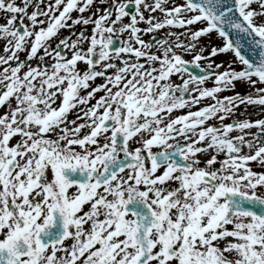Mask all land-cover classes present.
I'll list each match as a JSON object with an SVG mask.
<instances>
[{"label": "snow or ice", "instance_id": "obj_1", "mask_svg": "<svg viewBox=\"0 0 264 264\" xmlns=\"http://www.w3.org/2000/svg\"><path fill=\"white\" fill-rule=\"evenodd\" d=\"M0 41V264H264V0H0Z\"/></svg>", "mask_w": 264, "mask_h": 264}, {"label": "rangeland", "instance_id": "obj_2", "mask_svg": "<svg viewBox=\"0 0 264 264\" xmlns=\"http://www.w3.org/2000/svg\"><path fill=\"white\" fill-rule=\"evenodd\" d=\"M17 2L19 3L20 0H17ZM31 10H32V9L30 8L29 11H31ZM76 15H77V13L74 12V13H73V16L75 17ZM85 15H87V13H85ZM145 15H148V13L146 12ZM141 26H143V25H141ZM81 27H83V25H79V24H78V25L75 26V29H76L77 31H79ZM91 27H92L91 25H88V26H87V28H88L89 31L91 30ZM70 31H71L70 29L65 28V29H63V30L61 31V35L68 34ZM177 31H182V30H181V29H177ZM160 34H161V33H157L156 35L159 36ZM144 38H145L146 40L148 39L147 36H145ZM200 39H201L202 43H205V44L209 43V41H211L212 44H219V43H220V40H219L218 37H216L215 33H213V35H212L211 38H209L208 36H204V37H201ZM53 43H55V41H53ZM23 56H24V54L21 53V58H23ZM188 58L190 59L191 57L189 56ZM228 58H229V57H227V56H218V57H216L217 60H221V59L227 60ZM33 63H35V61H33ZM202 63H203V62H202ZM109 71H112V70H109ZM102 82H103V78H97L96 83H102ZM208 83H209V86H211V83H212V82L209 81ZM235 91L240 92V93L243 94V93H245L246 91H248V86H247L246 84L242 83V82H237V84H236V88H235ZM102 94H103V92H98L96 95L99 96V95H102ZM229 94H231V93L228 92V91H225V92H222V93H221V95H229ZM205 102H207V101H205ZM197 107H198V106H197ZM75 116H76V112H75V110H74V111L71 112V114H69V120L73 119ZM241 118H242V117H241ZM252 118H253V119L257 118L256 115H255V113H253ZM226 122H227V121H226ZM77 123H80V121H77ZM87 131H88V129H84V130H82L81 135H82L84 132H87ZM253 166L256 167V165H253Z\"/></svg>", "mask_w": 264, "mask_h": 264}, {"label": "bare ground", "instance_id": "obj_3", "mask_svg": "<svg viewBox=\"0 0 264 264\" xmlns=\"http://www.w3.org/2000/svg\"><path fill=\"white\" fill-rule=\"evenodd\" d=\"M3 42L2 41H0V44H2ZM74 111V110H73ZM71 114V113H70Z\"/></svg>", "mask_w": 264, "mask_h": 264}, {"label": "water", "instance_id": "obj_4", "mask_svg": "<svg viewBox=\"0 0 264 264\" xmlns=\"http://www.w3.org/2000/svg\"><path fill=\"white\" fill-rule=\"evenodd\" d=\"M196 71H200V69H196Z\"/></svg>", "mask_w": 264, "mask_h": 264}, {"label": "flooded vegetation", "instance_id": "obj_5", "mask_svg": "<svg viewBox=\"0 0 264 264\" xmlns=\"http://www.w3.org/2000/svg\"><path fill=\"white\" fill-rule=\"evenodd\" d=\"M86 208H87V206H86Z\"/></svg>", "mask_w": 264, "mask_h": 264}]
</instances>
